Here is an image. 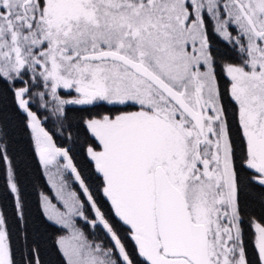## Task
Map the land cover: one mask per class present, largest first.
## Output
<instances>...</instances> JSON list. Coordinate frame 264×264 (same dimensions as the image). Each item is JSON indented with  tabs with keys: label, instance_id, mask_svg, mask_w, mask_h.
<instances>
[{
	"label": "snow or ice",
	"instance_id": "1",
	"mask_svg": "<svg viewBox=\"0 0 264 264\" xmlns=\"http://www.w3.org/2000/svg\"><path fill=\"white\" fill-rule=\"evenodd\" d=\"M0 264H264V0H0Z\"/></svg>",
	"mask_w": 264,
	"mask_h": 264
},
{
	"label": "trees",
	"instance_id": "2",
	"mask_svg": "<svg viewBox=\"0 0 264 264\" xmlns=\"http://www.w3.org/2000/svg\"><path fill=\"white\" fill-rule=\"evenodd\" d=\"M76 162L81 167H84L87 163L86 160L83 158V155L79 153L76 155ZM28 180H29V192L31 194V198L34 200L36 198V194H35V191L32 189L31 185L36 184L38 186L36 191H38L40 188L45 189L46 181L39 173L29 176ZM105 207L107 206L105 205Z\"/></svg>",
	"mask_w": 264,
	"mask_h": 264
},
{
	"label": "rangeland",
	"instance_id": "3",
	"mask_svg": "<svg viewBox=\"0 0 264 264\" xmlns=\"http://www.w3.org/2000/svg\"><path fill=\"white\" fill-rule=\"evenodd\" d=\"M45 192H49V188L47 187V184H46V187L45 189H43Z\"/></svg>",
	"mask_w": 264,
	"mask_h": 264
}]
</instances>
